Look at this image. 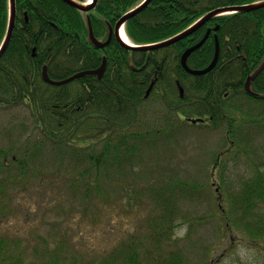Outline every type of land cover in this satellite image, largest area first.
Instances as JSON below:
<instances>
[{"label": "trees", "instance_id": "obj_1", "mask_svg": "<svg viewBox=\"0 0 264 264\" xmlns=\"http://www.w3.org/2000/svg\"><path fill=\"white\" fill-rule=\"evenodd\" d=\"M144 1L97 0L86 12L63 0H16L15 26L0 57V109L26 107L35 128L34 140L24 134L18 146L0 151V155H10V164L2 163V168H20L17 177L0 182V193L10 198L19 195L29 209L51 194L55 199L66 188L73 204L81 201L84 212L106 222V232L117 227L125 239L110 247L105 257L99 254L103 264H184L183 251L172 248L179 243L178 228L190 221L183 205L193 201L196 192L209 190L207 184L187 186L179 179L176 133L180 127H175L174 117L167 128H146L143 107L149 99L158 97L182 126L218 129L226 125L230 144L227 151L217 154L216 169L232 150L249 157L261 152L259 146L250 148L255 128L243 127L264 125V69L251 82L258 96L246 91L248 78L264 62V7L217 17L184 40L151 51L132 50L115 36L103 49L93 44L88 17L95 37L105 42L110 28ZM262 1L152 0L126 22L125 30L135 45L158 43L217 8ZM9 17V0H0V47ZM209 28H213L209 38L189 56L187 65L208 67L218 40L217 64L206 74H190L182 65V55ZM104 60L101 79L86 75L58 86L43 79L44 66L52 80H63L79 71L98 69ZM198 118L205 121L194 124L190 120ZM18 150L24 152L20 157ZM263 165H254L252 175L237 189L220 172L222 180L215 193L219 207L211 217L222 227L221 234L226 230L233 238H249L264 250ZM28 181L32 203L24 194ZM14 184L21 185V190L16 186L12 192L7 190ZM133 213L142 216L137 215L140 223L128 234ZM81 231L76 233L78 241L85 233ZM72 237L66 232L47 250L53 252L50 256L56 257V264H80L75 243L70 246V257H60L63 244L72 243Z\"/></svg>", "mask_w": 264, "mask_h": 264}, {"label": "rangeland", "instance_id": "obj_2", "mask_svg": "<svg viewBox=\"0 0 264 264\" xmlns=\"http://www.w3.org/2000/svg\"><path fill=\"white\" fill-rule=\"evenodd\" d=\"M240 100V103L245 102L243 99ZM143 108L146 111L144 116L146 128L161 127L164 129L167 128L170 118L173 120L176 118L174 120L175 127H180L176 133L179 141L178 155L181 162L179 179L187 186L209 185V190L196 192L193 201L183 205L184 216L190 220L188 221L190 227L186 223L178 228L176 236L179 237V243H176L172 248L183 251L184 264H240L242 262L264 264V250L255 241L244 238L242 235H239L242 238H233L226 230L221 234L222 227L216 219L211 217V214L217 212L219 207L215 193L222 180L220 172L225 181L237 189L243 180L252 175L254 165L264 162V152L262 151L264 149V125L257 127L247 124L246 127H243L245 130L249 126L255 128L252 131L250 148L259 146L261 148L260 156L249 157L242 152L232 150L227 156H223V164L220 169H216L214 162L217 154L226 150L230 144L227 141L226 125L218 129L194 127L187 124L182 126L183 122L177 119L178 117L174 114H169L158 97L149 99ZM262 113L255 112L261 116ZM240 124L242 123L239 122ZM33 130H35L33 119L26 107L0 109V151L18 146L19 140L24 134L31 135L30 138L34 140L35 132ZM18 151L17 155L20 157V154L24 152L23 150ZM9 157L8 154L7 156L0 155V164L9 165V160L7 163L3 160V158L8 159ZM19 172L20 168L17 166H14L13 169H6L0 165V182L17 177ZM214 172L215 175H213ZM30 184L31 181H28L29 187L24 189L27 191L24 194L28 197L27 200L32 203V195L28 193ZM15 186L21 190V185L18 184L9 185L7 190L12 192ZM11 198L14 199L13 203ZM11 198L9 195L0 193V264H56V257L50 256L52 251L47 252V250L54 247L55 242L61 239V236L66 232L70 237L74 232V237L70 238L73 242L68 243L69 245L63 244L61 258H68L72 255L70 246L75 243L80 249L76 253V259L80 260V264H103V260L98 261L99 256L105 257L110 247L125 240L115 225L114 232L113 227L110 232H106L104 228L106 222L102 221V218L100 220L96 216L84 212L81 201H76L73 204L72 196L67 194L66 188L55 199L51 194L44 203L40 201L39 205L35 207L36 210L34 206L29 209L24 208L25 203L19 200V195H13ZM52 199L54 201L49 204V200ZM12 206H16V210ZM137 215L138 213L132 215L131 229L128 234L135 232L140 223V220H137ZM141 216L139 217L141 218ZM80 222L83 225H80ZM78 230L85 232L79 241L76 236ZM88 234L90 235L89 239L87 238ZM142 242L148 244L146 238H142ZM149 248L151 249V247ZM94 258L95 260H93Z\"/></svg>", "mask_w": 264, "mask_h": 264}, {"label": "water", "instance_id": "obj_3", "mask_svg": "<svg viewBox=\"0 0 264 264\" xmlns=\"http://www.w3.org/2000/svg\"><path fill=\"white\" fill-rule=\"evenodd\" d=\"M64 2L68 3L69 5L78 8L80 10L83 11H90L92 10L96 4H97V0H90L87 3H82L79 2L77 0H63ZM152 0H145L142 4H140L138 7L134 8L133 10L129 11L128 13H126L125 15H123L118 22L116 23L114 28H110V32H109V36L108 39L103 42L98 40L93 32V27L91 24V20L90 17H88V24H89V30H90V39L93 42V44L101 49L104 48L105 46H107L110 41L112 40L113 36H115L123 45H125L126 47L132 49V50H138V51H151L154 49H160L163 47H167L171 44H174L176 42H179L181 40H184L185 38L189 37L190 35H192L194 32H196L198 29H200L201 27H203L207 22H209L212 18L220 16V15H225V14H231V13H235V12H239V11H243V12H249V11H253L256 10L258 8L264 7V1L262 2H257V3H253V4H248V5H243V6H226V7H220L217 8L209 13H207L206 15H204L202 18H200L196 23H194L192 26H190L189 28H187L186 30H184L183 32H181L180 34H177L174 37H171L167 40H164L162 42H158V43H153V44H146V45H135L134 43H132L130 41V39L128 38L129 42H125L122 37H121V30L123 29L125 31L126 34V30H125V24L126 22L133 16L137 15L138 13H140L141 11H143L151 2ZM10 2V17H9V25H8V30H7V34L4 38V41L1 45L0 48V57L1 55L4 53L5 49L8 46V43L10 41L14 26H15V17H16V0H9ZM219 26L216 28L218 29ZM211 29H208L205 37L197 44H195L194 46L188 48L182 55V65L183 67L187 70V72H189L190 74L193 75H203L206 74L208 72H210L217 64L218 58H219V53H220V46H219V42L217 40V50H216V55L215 58L213 60V62L206 68L203 69H193L190 68L187 65V60L189 58V56L198 48H200L204 42L208 39L209 35H210ZM127 35V34H126ZM35 51V50H34ZM105 66H106V61L104 60L103 65L95 70H83V71H79L73 75H71L70 77L63 79V80H52L47 72V67L44 66L43 67V78L46 82L52 84V85H62L65 84L67 82H70L74 79L80 78V77H84L86 75H97L99 78H102L104 70H105ZM264 69V62L263 64L248 78L247 82H246V91L247 93L254 95V96H258L256 93L252 92L251 90V81L254 80L257 75L262 72V70ZM152 86L150 87V89L147 92V95L150 93ZM184 90L181 87V95L183 96ZM192 121V123L197 124L199 122H204V119L198 118V119H190Z\"/></svg>", "mask_w": 264, "mask_h": 264}, {"label": "flooded vegetation", "instance_id": "obj_4", "mask_svg": "<svg viewBox=\"0 0 264 264\" xmlns=\"http://www.w3.org/2000/svg\"><path fill=\"white\" fill-rule=\"evenodd\" d=\"M246 5H248V4H246ZM232 6H243V5H232ZM225 7H226V6H225ZM225 15H227V14H225ZM220 16H224V15H220ZM220 16H217V17H220ZM217 17H214V18H212L211 20H213V19H215V18H217ZM211 20H210V21H211ZM217 27H218V26H217ZM217 27H216V28H217ZM216 28H215V29H216ZM209 29H211V28H209ZM212 29H213V28H212ZM212 29H211V32H212ZM211 32H210V34H211ZM209 36H210V35H209ZM208 38H209V37H208ZM204 43H205V42H204ZM105 47H106V46H105ZM105 47H104V48H105ZM101 49H103V48H101ZM198 49H199V48H198ZM47 72H48V71H47ZM42 75H43V71H42ZM43 79H44V78H43ZM100 79H101V78H100ZM56 86H58V85H56ZM3 160H4L5 162H7L8 159H6V158L4 159V158H3Z\"/></svg>", "mask_w": 264, "mask_h": 264}, {"label": "bare ground", "instance_id": "obj_5", "mask_svg": "<svg viewBox=\"0 0 264 264\" xmlns=\"http://www.w3.org/2000/svg\"><path fill=\"white\" fill-rule=\"evenodd\" d=\"M121 37H122V39H123L125 42H129V41H128V38H127V35L125 34V31H124L123 29L121 30ZM260 73H261V72H260ZM260 73H259V74H260ZM259 74H258V75H259ZM258 75H257V76H258ZM251 82H252V81H251Z\"/></svg>", "mask_w": 264, "mask_h": 264}]
</instances>
